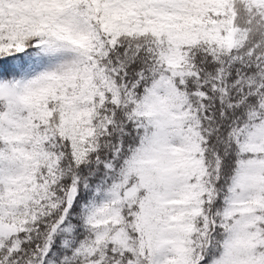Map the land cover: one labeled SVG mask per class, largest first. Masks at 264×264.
Returning a JSON list of instances; mask_svg holds the SVG:
<instances>
[{
  "label": "snow or ice",
  "instance_id": "obj_1",
  "mask_svg": "<svg viewBox=\"0 0 264 264\" xmlns=\"http://www.w3.org/2000/svg\"><path fill=\"white\" fill-rule=\"evenodd\" d=\"M0 264H264V0H0Z\"/></svg>",
  "mask_w": 264,
  "mask_h": 264
}]
</instances>
